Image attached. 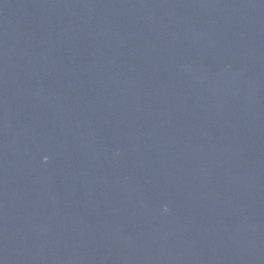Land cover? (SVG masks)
Listing matches in <instances>:
<instances>
[{
	"label": "water",
	"instance_id": "95a60500",
	"mask_svg": "<svg viewBox=\"0 0 264 264\" xmlns=\"http://www.w3.org/2000/svg\"><path fill=\"white\" fill-rule=\"evenodd\" d=\"M169 264H264V71Z\"/></svg>",
	"mask_w": 264,
	"mask_h": 264
}]
</instances>
